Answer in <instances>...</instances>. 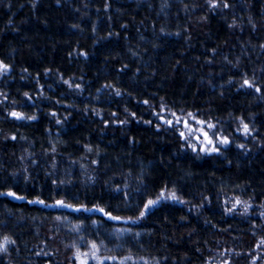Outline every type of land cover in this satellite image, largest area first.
I'll use <instances>...</instances> for the list:
<instances>
[{
	"label": "trees",
	"instance_id": "16d2710c",
	"mask_svg": "<svg viewBox=\"0 0 264 264\" xmlns=\"http://www.w3.org/2000/svg\"><path fill=\"white\" fill-rule=\"evenodd\" d=\"M0 64V264H264V0H0Z\"/></svg>",
	"mask_w": 264,
	"mask_h": 264
},
{
	"label": "rangeland",
	"instance_id": "374dc122",
	"mask_svg": "<svg viewBox=\"0 0 264 264\" xmlns=\"http://www.w3.org/2000/svg\"><path fill=\"white\" fill-rule=\"evenodd\" d=\"M1 65V64H0ZM2 71H6L4 68H0ZM184 127L186 128L188 134H187V139H189V148L193 150L194 152H199L202 155H214L217 154L221 148L226 147L228 143H222L221 141L224 140V137H221L220 135L213 136L211 127L207 126L206 124L203 125L200 122L194 123L192 125L190 122L185 121L184 122ZM204 133L208 134V139H211L212 143L209 144L207 142V139L204 136ZM228 141V139H227ZM215 149V150H213ZM173 194L164 192L162 195L157 199L154 200L156 203L150 205L146 211H149L154 208V206L162 203H181L180 200L176 197V199H172ZM229 212H236V211H241L244 210L248 213L249 210H252L253 207H250L249 205L243 203L242 201H237L234 200L233 202H229ZM253 212L255 215H260L261 217L264 216V206L254 208ZM4 247H7V244L4 243ZM93 248H91L88 252H83L78 254L76 256V263L80 264L81 260H86L87 264H103L105 262H113L115 259H109L105 257H101L99 251L95 250V257H93ZM3 252V251H0ZM87 254V255H85ZM126 260V259H125ZM124 260V261H125Z\"/></svg>",
	"mask_w": 264,
	"mask_h": 264
},
{
	"label": "snow or ice",
	"instance_id": "6c2138e0",
	"mask_svg": "<svg viewBox=\"0 0 264 264\" xmlns=\"http://www.w3.org/2000/svg\"><path fill=\"white\" fill-rule=\"evenodd\" d=\"M225 6H227V5H225ZM6 67H7V66L0 65V68H4L5 70H6ZM245 83H247V81H245ZM11 115H12L13 117L18 118V119L22 118L21 114H20V113H17V112H13V113H11ZM189 115H191V114H189ZM168 123H171V121H169ZM201 123H202V122H201ZM208 126H209V127H213V125H211V124H209ZM248 131H249L248 126L245 124V125H244V132L247 133ZM181 135H183V133H181ZM204 136H205V138L207 139V142H208L209 144H211L212 141H211V139H208V134H207V133H204ZM221 142H222V143H228V141H227L226 138H225L224 140H222ZM213 150H215V149H213ZM10 195H12V194L10 193ZM171 198H172V199H176L175 194H173ZM41 203H42V201H41ZM58 203H60V202H58ZM154 203H156V201H149L148 204L145 205V208L147 209L150 205H152V204H154ZM143 214H144V213H141L142 216H143ZM113 219H117V218H116V217H113ZM5 243H7V238H5ZM96 247H97V246H96L95 244L92 245V248H93V250H94L93 253H92L93 257H95V250H96ZM4 250H5L4 244H0V251H4ZM85 255H87V254H85ZM80 264H87V262H86V260H81Z\"/></svg>",
	"mask_w": 264,
	"mask_h": 264
}]
</instances>
